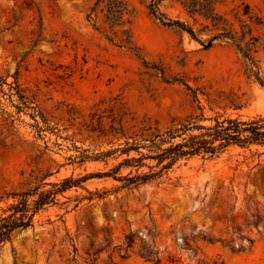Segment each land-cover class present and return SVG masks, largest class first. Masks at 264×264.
Segmentation results:
<instances>
[{
  "label": "rangeland",
  "instance_id": "1",
  "mask_svg": "<svg viewBox=\"0 0 264 264\" xmlns=\"http://www.w3.org/2000/svg\"><path fill=\"white\" fill-rule=\"evenodd\" d=\"M125 1L133 51L103 17L102 32L88 22L95 0H0V217L13 194L67 187L0 247V264H264V147L182 159L130 189L117 179L157 172L156 162L115 170L144 129L264 120V0L217 6L233 21L244 3L261 19V84L232 45L204 49L209 36L178 4L158 8L197 40L161 26L153 0Z\"/></svg>",
  "mask_w": 264,
  "mask_h": 264
},
{
  "label": "trees",
  "instance_id": "2",
  "mask_svg": "<svg viewBox=\"0 0 264 264\" xmlns=\"http://www.w3.org/2000/svg\"><path fill=\"white\" fill-rule=\"evenodd\" d=\"M162 1L164 0H153L148 5L150 15L161 26L179 29L187 33L190 38L197 40L193 28L188 27L184 22L168 19L160 13L158 6ZM171 1L178 4L195 24L201 26L198 33H205L209 36L205 42L201 43L204 49H210L215 42L232 45L249 63L250 75L261 84L258 73L254 71L256 67L253 56L261 46L259 38L253 35V26L260 25L261 19L253 16L248 5L241 3L232 9L233 21H231L226 14H221L217 10L218 0ZM132 15L133 11L129 9L125 0H95L89 9L87 20L95 30L102 32L103 30L98 26V23L100 17H103V24L108 26L114 37L117 38L118 47L133 51L130 32L125 29V26L130 24ZM108 40L114 42L113 38H108ZM192 124L193 122L189 120L180 128H167L164 131L147 128L143 132H149L148 136L141 137L139 141L134 137H129L128 139H132V142L124 143L125 147L121 149V154L125 155L126 158L115 170L117 171L121 167L139 170L145 166L143 165L144 160H154L156 162L155 168H159V170L149 174H128L118 178V181L124 183L122 188H136L160 178L163 172L171 169L182 159L197 156L214 159L230 147L243 149H248L251 146L264 147V120L224 119L220 122L215 120L212 127H200ZM194 130L203 132L197 135L189 133ZM176 139H180V141L175 143L174 140ZM143 150H146L147 153H143ZM130 153H134L135 156H130ZM148 168L152 170V167ZM64 183H70V186H74L78 184V181L65 180ZM64 189L53 193L43 192L38 195L35 193L37 189L32 192L13 194L17 202L9 206L7 215L0 217V247L9 242L16 231L31 227L35 215L54 200V195ZM34 195L37 198L29 203V197ZM118 250H121V247H118ZM74 251L76 252V250Z\"/></svg>",
  "mask_w": 264,
  "mask_h": 264
}]
</instances>
